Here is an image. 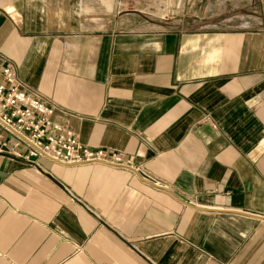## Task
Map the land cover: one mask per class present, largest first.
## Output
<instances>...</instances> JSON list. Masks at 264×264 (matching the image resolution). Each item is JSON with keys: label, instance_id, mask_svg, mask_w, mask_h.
I'll return each mask as SVG.
<instances>
[{"label": "crops", "instance_id": "1", "mask_svg": "<svg viewBox=\"0 0 264 264\" xmlns=\"http://www.w3.org/2000/svg\"><path fill=\"white\" fill-rule=\"evenodd\" d=\"M123 1L0 0V84L138 168L26 162L0 126V264H264V0Z\"/></svg>", "mask_w": 264, "mask_h": 264}, {"label": "built area", "instance_id": "2", "mask_svg": "<svg viewBox=\"0 0 264 264\" xmlns=\"http://www.w3.org/2000/svg\"><path fill=\"white\" fill-rule=\"evenodd\" d=\"M55 106L30 91L7 65L0 84V126L15 139L16 156L26 162L48 159L60 165L101 164L138 170L130 160L103 149L83 145L69 129L53 121ZM6 143L1 144L5 149ZM2 152V150H0Z\"/></svg>", "mask_w": 264, "mask_h": 264}, {"label": "rangeland", "instance_id": "3", "mask_svg": "<svg viewBox=\"0 0 264 264\" xmlns=\"http://www.w3.org/2000/svg\"><path fill=\"white\" fill-rule=\"evenodd\" d=\"M129 5H131L130 2ZM127 3L124 2L123 0H116V5L118 6V8L120 7V9H124L127 6ZM151 17H155L159 20H162L161 22H166L167 17L166 15H164V13L162 12V10L160 8H156V9H150V11H148Z\"/></svg>", "mask_w": 264, "mask_h": 264}]
</instances>
